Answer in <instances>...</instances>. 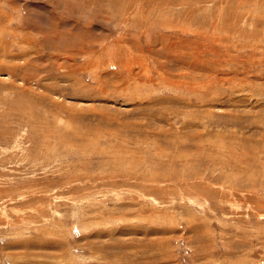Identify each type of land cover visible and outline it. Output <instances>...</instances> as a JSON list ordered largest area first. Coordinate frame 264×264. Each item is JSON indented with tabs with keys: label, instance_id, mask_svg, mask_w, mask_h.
Masks as SVG:
<instances>
[{
	"label": "rangeland",
	"instance_id": "obj_1",
	"mask_svg": "<svg viewBox=\"0 0 264 264\" xmlns=\"http://www.w3.org/2000/svg\"><path fill=\"white\" fill-rule=\"evenodd\" d=\"M0 264H264V0H0Z\"/></svg>",
	"mask_w": 264,
	"mask_h": 264
}]
</instances>
